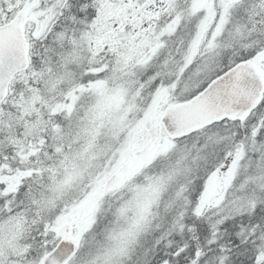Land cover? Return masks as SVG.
Segmentation results:
<instances>
[{
    "label": "snow or ice",
    "instance_id": "6c2138e0",
    "mask_svg": "<svg viewBox=\"0 0 264 264\" xmlns=\"http://www.w3.org/2000/svg\"><path fill=\"white\" fill-rule=\"evenodd\" d=\"M0 264H264V0H0Z\"/></svg>",
    "mask_w": 264,
    "mask_h": 264
}]
</instances>
